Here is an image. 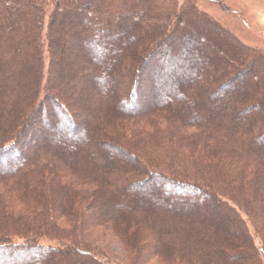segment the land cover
<instances>
[{
    "label": "trees",
    "instance_id": "trees-1",
    "mask_svg": "<svg viewBox=\"0 0 264 264\" xmlns=\"http://www.w3.org/2000/svg\"><path fill=\"white\" fill-rule=\"evenodd\" d=\"M158 1L0 0V168L7 169L0 175V190L10 188L32 203L25 204L29 211L24 215L4 211L7 208L0 203V226L3 222L16 223L18 226L15 227L18 228L33 225L35 230L42 229L48 233L45 235L53 239L81 245L83 233L91 225L109 223L116 228L120 224L123 231L127 230L129 245L134 249L133 258L137 260L145 255H153L178 264H264V149L255 143L264 142V127L260 130L259 123L253 125L251 118H248L250 115L241 117L254 106L245 105L243 110L239 108L237 114L229 118L236 127L230 128L227 123L199 120L186 104L177 105L178 101H183L186 91H195L197 99L205 98V85L211 81L214 85L208 90L209 93L221 92L230 86L233 79L240 80L254 73L251 67L258 69L253 74L255 81H248L250 87L245 95L263 100L264 56L242 46L224 28L205 16L203 18L192 7L188 11L185 6L166 5L165 1L168 0ZM47 6L51 7V11L44 30ZM164 10H167L165 18L153 14ZM147 13L148 18L154 19L152 24L148 22ZM172 18L176 19L175 25L171 23ZM179 21L187 24L185 29L177 27ZM197 23H205L210 29L208 48L202 54L208 56L213 51H220V47L225 45L224 41L216 49L209 46L213 45L215 35H219L229 42L226 46L230 57L239 56L248 61L244 66L247 71L243 68L241 72L244 73L238 71L231 80L224 79L219 83L213 82L212 77L209 79L200 74L197 80L182 83L177 96L166 94L161 91L162 86H168L163 75L171 71L170 63L175 57L174 47H170V44L175 42L190 50L200 45L199 35L208 36V33ZM201 38L206 42L203 36ZM146 40L148 42L144 45ZM192 40L196 45L191 44ZM232 45L235 50L230 48ZM73 46L75 48H71ZM113 47L117 48L112 50ZM78 51L84 52L85 72L97 83H104L109 72L113 73L108 77L113 90L95 87L100 96L97 102L101 107L98 110L100 114L90 116L91 126L87 131L94 139L97 155L78 153L77 149L67 152L60 149L59 144H54L51 148H39L37 157L36 152L27 157V150L36 145L38 138L45 134L44 130L57 123L52 121V114L61 121L60 129L66 130L70 136L83 131L82 123L76 120L75 113L65 101L62 68L58 65L65 54L75 56ZM108 53L117 64L110 67L111 71L106 72L105 78L104 69L98 73L95 67ZM181 57L191 65L187 55ZM91 58H95L98 64L90 61ZM210 62L212 65L220 63L216 70L213 66L211 69L218 79L226 76V63L217 59ZM229 67L234 68L233 65ZM146 69L147 76L144 75ZM258 74L261 77L259 80ZM187 76L194 75L185 69L183 78L179 80ZM200 82L204 85H197ZM57 83L62 84L61 88ZM118 89L121 101L114 100ZM111 98L115 101L112 105L114 108L108 104ZM152 101L158 103L149 107ZM118 103L125 108L120 110ZM153 112L163 114L161 117L168 128H162L164 131L160 130L161 127L155 129L152 135L151 132L143 136L133 135L135 120ZM207 114H211V110H207ZM8 121L12 125L17 123L3 135L5 131H2V125ZM119 121L123 124L122 130H130V137L127 143H123L124 146L108 139L111 126L119 127ZM182 127L190 128L191 136L196 138L187 150L182 148L184 145L181 144L179 131L171 133L168 130ZM173 139L174 142L171 141ZM85 141H82V145ZM133 148L144 153L128 152ZM98 151L109 157L111 151L118 153L120 158L122 154L127 155L132 158L133 164L124 166L122 163V167L115 166L113 161L108 164L100 159ZM145 153L157 161L175 163L176 168L165 169L164 173L152 169L149 166L152 162ZM47 156H53L63 165V169L82 176L86 181L78 183L80 186L98 189L96 198L90 189L81 193L77 189L79 185H75L69 175H61V178L68 179L61 180L57 171H51L54 170L52 166L48 168ZM144 172L143 179H156L174 192L199 194L200 199H208L219 212L211 213L205 208L209 207L210 202L204 207L199 206L194 196L178 204L169 200L166 202L163 198L158 204H166H162L149 218L152 224L148 229L145 224H140L144 223L146 212L135 209L138 203L136 198L141 200L142 195L133 190L142 184V178L141 181L136 178ZM60 207L66 212L67 216L62 221L69 224V231L57 228ZM237 209L248 216L261 239V250L255 246ZM88 210L91 214L83 216L82 213ZM221 219L223 224H220ZM161 220H166V229L159 225ZM191 222L193 224L189 227ZM216 225H219L217 233L214 231ZM173 226H176L178 234L171 237L166 230ZM192 227L195 240H189L188 236ZM210 240L212 244L226 240L230 245L211 249L207 247ZM6 243H0V260L28 261L29 255L36 253L47 256L35 264H82L85 260L88 264L98 263L89 251L67 252L66 248L58 249L34 241ZM3 246L10 248L2 251ZM194 247L196 249L192 252ZM166 248L170 250V256L162 255ZM67 255L73 256L66 261Z\"/></svg>",
    "mask_w": 264,
    "mask_h": 264
},
{
    "label": "rangeland",
    "instance_id": "rangeland-1",
    "mask_svg": "<svg viewBox=\"0 0 264 264\" xmlns=\"http://www.w3.org/2000/svg\"><path fill=\"white\" fill-rule=\"evenodd\" d=\"M149 1L152 3L155 0H149ZM157 2L159 1L157 0ZM165 2H166V5H169V4L176 5L178 8L185 6L187 10L190 7H192L193 10L196 11L198 14H200L203 18L205 16L208 18V20H211L217 23L220 27L224 28L227 31V33L231 35L235 40H237L242 46H245L251 50H254L257 53L264 56V0H168ZM50 11H51V7L47 6L46 15L44 18V30L47 25L48 14ZM166 12L167 10H164L163 12L155 11L153 12V14L156 16L162 15L164 17H161V18H165ZM148 13H147V18L149 17ZM148 19H149L148 22H151L152 24L153 18H148ZM175 20L176 19L172 18V21H171L172 25H175L174 23ZM134 21H136V18H134ZM171 23L169 22V24ZM185 24L180 23V21H179V24L176 23L178 28H184V29L186 28ZM197 26L201 28L203 31H206V34L208 33L207 34L208 36L203 35V34L199 35V38L201 40L199 42L200 45L195 47L197 49L194 52L193 50L195 48L193 50L192 49L190 50L187 48V46H184V45L179 46L178 44H175V42H172V44H170V47L172 48L174 47L173 52H174L175 57L172 58L174 59V61L170 63L171 71L165 74V76L163 75V79L168 82V86L167 85L162 86L161 91L167 92L166 94L173 93L174 95L177 96L178 93H180V86L182 83L195 81L197 80V77L200 74L205 75L209 79L210 77H212L213 82H217V83L223 81L224 79L229 81L234 77L235 73H237L238 71L241 72L242 71L241 69H243L244 66L247 65L248 61L242 60L241 58H239V56L230 57L228 50H227L228 46H226V44H229V42L219 35H215L213 45H209V46H211V49H216V47L220 46V44L224 41L223 43L225 45H223V47H220L221 49L219 48L220 51L219 52L213 51L212 53L210 52L211 54H208V56L202 54V52H204L208 48L207 37L210 36L209 34L210 29H208L205 23H197ZM202 36L206 39V42H203L204 40L203 38H201ZM147 42L148 40L144 42V45ZM191 42H192L191 43L192 45H196V42L194 40H192ZM71 48H75V47L73 46ZM116 48L117 47H113L112 50ZM230 48L232 50H235L234 45L230 46ZM236 50H238V48ZM83 53H84L83 51L81 52L78 51L77 53L78 55H75V56L74 55L68 56L67 54H65L64 55L65 57L62 58V60H60L58 63V65L62 68L61 78H63L62 82L64 86L62 87V89H63V92L65 93L64 94L65 101L68 103L71 110L75 113L76 120H79V122L82 123L83 131L77 133L74 136H70L68 132H66V130L60 129L61 121H58V117L52 114L51 115L52 121L57 122V123H54L52 126L50 125L49 128H46L44 130L45 134H42L38 138V140L35 142L36 145L31 147L29 150H27L26 152L27 157H30L31 155H33L34 152L37 153L40 150L39 148L41 149L51 148L52 145L54 144H59L60 145L59 148L67 152H71V151L73 152L77 149L78 151L76 152L78 153L81 152V153L88 154L90 156L91 155L93 156L95 154L97 155V152L95 150L97 149L96 145L93 144L94 139L88 134V131H87L88 126L91 124L90 116L93 115L94 113L98 114L99 113L98 110L101 108L99 107L100 105L97 103L100 100V96L98 93L99 91H95V87L98 86L99 88V86H101L102 88L104 87L107 90L114 89V86L111 83L110 79H108V77L113 75L112 72H109V70L111 71L110 67L115 66L117 62L114 61L113 58L110 57L111 55L110 53H108V56L103 61L101 60L99 62V65L95 67L98 73L104 69L105 74L104 73L103 74L105 78L107 76L106 72H109V76H107L106 81L104 83H101V82L97 83V81L94 80V78L91 75H88V73L85 72V69H86L85 62L86 61L84 60ZM183 54L187 55L189 60L191 61L190 62L191 65L189 64L190 66L187 64L188 62H186V60H184V58L181 57ZM215 59L226 63L225 67H226L227 73L225 77L222 76L221 78L218 79L215 73L212 72L211 69H213V67L216 70V67L220 65V63L219 64L214 63L212 65L210 61L215 60ZM95 60H96L95 58H91L90 61L93 62ZM234 61H236V63ZM94 63L96 65L98 64L96 61ZM229 65H233L234 68L229 67ZM185 69L188 70L189 72H192V75L194 76H187V78H184L182 81H180L179 79L183 78L182 75ZM257 69H258L257 67H251V70H253L254 73L257 72ZM245 71L247 70L245 69ZM241 73H244V72H241ZM254 73L250 75L248 74L243 79H240V80L233 79V82L230 84V86L224 88L221 92L217 94H211V91L209 93L208 90L211 89L214 84L211 83L212 81L210 83H207V85H205V87L207 88V93H206L205 98L199 97L197 99V95L195 91H189V92L186 91L183 96V101L182 102L178 101L177 105L181 106L182 104L184 105L186 104L189 110H191L193 113H196L198 115L199 120H204L205 122H208L209 120H211V121H214L215 123H227V126H229L230 128H234L236 127V125L229 118H231L233 114H237V111L239 110V108L243 110V108H245L244 107L245 105L246 106L252 105L254 106V109L245 113L244 116L243 115L241 116L240 114L239 115L243 118L244 117L246 118L250 115V117L248 118H251L250 120H252L253 125H257L259 123L260 130H261L264 127V96L262 100L260 97L252 96L251 98H249L248 95H245L246 93H248V89H249L248 87H250L249 86L250 83H248V81L249 80L253 82L255 81V78L253 76ZM144 75L145 76L148 75V69L144 71ZM260 78L261 77L258 74V80ZM54 81H55V78H54ZM57 85L60 86L59 88H61L62 84L57 83ZM197 85L202 86L204 84L200 82V84H197ZM103 92H105V90H103ZM116 96L117 98H114V100L119 99L121 101L122 96H121V93H119V89H118V92L116 93ZM148 98L149 97H147V99ZM114 100L112 98L109 100L112 103L108 101V104L111 108L114 106L113 104L115 102ZM151 103L152 104L149 107L156 106L158 101L157 102L152 101ZM118 105H119L120 110H123L125 108L123 104L120 105L118 103ZM97 107H98L97 109L98 112H96ZM116 110L118 109L116 108ZM207 110H211V114H207ZM162 115L163 114L161 113L153 112L151 115H147L144 117H138L137 120H135L134 122L133 135L143 136V134H149L150 132H151L150 135H152L155 129H159L160 127H161L160 130L168 128L166 127L167 126L166 122H164L163 121L164 119L161 117ZM9 116L10 114L8 115V117ZM6 123H3L2 125L3 127L2 131H5L3 135L6 134L7 130L12 128V126L15 125L17 122H15L13 125L9 121ZM118 126L119 127H117L116 125L111 126L108 139L122 146L124 142L127 143L126 140L129 139L130 137L128 136L130 135V130H128V128H126L125 130H122L123 124H121L120 121L118 123ZM168 130L171 133L179 131L178 135L181 136L180 141L182 142L181 144L184 145L182 147L184 150H187L189 146L192 145L196 139L195 137L191 136L192 131L190 130V128H187V127H182L181 129L169 128ZM82 141H85L86 143L82 145ZM171 141L174 142V139ZM95 142H97V140H95ZM255 143L259 147L264 149V142L255 141ZM198 150L200 151L199 146H198ZM129 151H131L132 153L138 152L139 154L144 153V152H139L138 149L136 150L134 148H133V151L128 149V152ZM98 155H100L99 156L101 157L100 159L104 160L107 163L108 162L112 163L113 161V164L117 167H120V166L122 167L121 165L122 163L124 164V166H129V164L131 165L133 164L131 157L127 155L125 156L122 154L121 155L122 159H121L119 157L120 155L116 153L115 151L110 152V157L108 156V154H105L99 151H98ZM37 156H38V153L36 157ZM148 156L152 162V164L149 165L150 168L158 170L161 173H164L165 169H170L172 167L176 168L175 163H171L168 161L167 162L157 161L154 157L150 155ZM46 158L49 162L48 168L52 166V169L54 170H51V171L52 172L57 171L59 173L58 175H60L61 180L63 179L61 178L63 175H66V176L69 175L71 180L75 183V185H79L77 186V189L81 190V193L88 191L90 189L92 196L94 195V197L96 198L98 189L96 188L93 189L92 186H80V184H78V183L83 182L84 178H81L82 176L76 173H73L72 171L70 172L66 170L65 168L63 169V165L60 164V162L58 163L54 159L53 156L52 157L47 156ZM6 171H7L6 168H0V175L5 173ZM144 177H145V172L142 173L138 178H136L137 180L138 179L140 180L142 178L141 179L142 184L138 185L133 190L136 193H139V195H142L141 200H139V198H136V200H138V203L135 206V209L146 212L145 221L144 223L141 222L140 224H145L148 229L151 228V224H152L149 221L150 220L149 218L152 217V215L156 212V209H159L162 204L165 205L167 200H169L170 202H173L174 204L175 203L178 204V203H182L183 200L188 201L189 199L192 198V196H194L198 200L199 206H202V207H204L203 205L210 202L208 199H205V197L203 199H200L199 194L189 195L186 193L182 194L180 192H174V190L172 189L168 190L158 180L143 179ZM63 180H68V179L65 178ZM85 181L86 180H84V182ZM163 198L166 199L165 200L166 202L159 205L158 203L161 202ZM0 203L6 206L7 210H4V211H8L10 213H18L21 215H24L29 211L27 210V207L25 206V204L32 205V203L30 204V202L23 196H18L15 192H12L10 188L0 190ZM200 203L202 205H200ZM205 208H207L211 213L216 212V211L219 212L218 208L214 204H212V202L209 203V207H205ZM237 210L239 211L244 222L246 223L247 229L249 231V234L253 238L255 246L259 250H261V239L256 234L255 229L253 228L252 223L249 221L248 216L243 211L239 209ZM87 214H91V211L88 210V212L85 211L84 213H82L83 216ZM65 216H67L66 212L62 209V207H60L58 221L56 222V225H57V228L60 230L69 231V224H66L62 221V219L65 218ZM121 222H118V223H121ZM222 222L223 220L221 219L220 224H223ZM9 223L3 222V225L0 226V243H6V242L24 243L27 241H34L42 245L51 246V247L58 248V249L66 248L65 251L67 252L73 251V252H79V253L80 252L88 253L86 251H89L95 258H97L98 263H95V264H178V262L176 261L171 262L170 260L167 261V260L159 259L153 255L152 256H146V255L142 256L143 258L141 260H137V258H133L134 249H132L131 246L129 245V239H127L128 237L127 230L123 231L120 228L121 227L120 224L118 223H117L118 225L116 228H113L109 223H103L100 226L91 225L83 233V240H82L83 245L82 244L73 245L71 242L66 241V240L53 239L52 237L45 235L48 233H45L44 230L42 229L35 230V227L33 225L32 227L30 225H26L25 227L22 226L18 228V227H15V226H18V225H15L16 223L14 224H9ZM165 224H166V220H163V221L161 220V222L159 223L161 227H165ZM192 224L193 222H191L189 227H191ZM206 226L211 227L212 225L206 224ZM218 226L216 225L214 228L215 233H217L219 230ZM152 227H154V225ZM163 229H166V227ZM192 229L193 227L189 229V232H188L189 240L196 239V234L193 233ZM130 230H129V233H131ZM37 232H40L41 236ZM166 232H168V234H170L171 237L174 234L175 235L178 234V230L176 229V226H173L171 229L169 228L168 230H166ZM54 234H57V233H54ZM215 238H218V237H215ZM210 242L211 240L207 243V245L209 244L207 247L211 249L212 247L213 249L214 248L221 249L224 246H227L229 244L228 241L226 240L220 241V242L216 241L213 244ZM73 246L76 249L72 248ZM87 246L89 247V249L88 248L86 249ZM195 249L196 248L194 247L192 249V252ZM169 252L170 250L166 248L164 249V252L162 255L170 256ZM46 256L47 255H38L36 253H33L29 255L28 261L21 260V259L10 261L8 258L7 259L4 258L0 260V264H30V263L35 264V263H40ZM72 256L73 255H67L65 257V260L68 261V258H72ZM167 258L170 259V257H167ZM82 264H88V263L85 260V263H82Z\"/></svg>",
    "mask_w": 264,
    "mask_h": 264
},
{
    "label": "bare ground",
    "instance_id": "bare-ground-1",
    "mask_svg": "<svg viewBox=\"0 0 264 264\" xmlns=\"http://www.w3.org/2000/svg\"><path fill=\"white\" fill-rule=\"evenodd\" d=\"M149 178H151V177H149ZM7 244V243H6ZM10 247L9 246H3L2 248H1V250L2 251H5V250H7V249H9Z\"/></svg>",
    "mask_w": 264,
    "mask_h": 264
}]
</instances>
